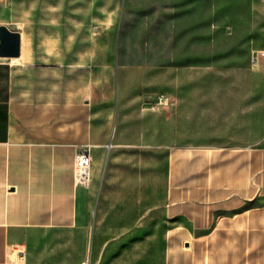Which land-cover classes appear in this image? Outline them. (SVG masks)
Wrapping results in <instances>:
<instances>
[{
    "label": "crops",
    "instance_id": "0c3cea01",
    "mask_svg": "<svg viewBox=\"0 0 264 264\" xmlns=\"http://www.w3.org/2000/svg\"><path fill=\"white\" fill-rule=\"evenodd\" d=\"M185 24L186 0H0V28L20 36L18 56L0 55V264L114 262L121 230L151 226L154 198L171 220L164 264H264V152L236 148L208 174L200 152L229 149L202 134L196 96L151 107L195 68ZM161 151L175 169L154 162Z\"/></svg>",
    "mask_w": 264,
    "mask_h": 264
},
{
    "label": "rangeland",
    "instance_id": "374dc122",
    "mask_svg": "<svg viewBox=\"0 0 264 264\" xmlns=\"http://www.w3.org/2000/svg\"><path fill=\"white\" fill-rule=\"evenodd\" d=\"M260 1L257 7L255 0H186L185 29L189 27L191 31L194 26L195 30L186 35L185 57L190 63L194 61L195 68L191 65L178 76L173 72L179 86L169 87L165 108L170 114L175 113L176 95L182 89L184 94L196 96L195 113L201 120L202 134L216 138L217 144L229 149L200 152L208 174L224 173L229 158L240 154L236 148L248 147L249 153L264 152V140H259L264 136V0ZM135 41L141 43L142 39ZM192 111L191 108L190 116ZM185 154L186 170L192 174L193 152ZM176 158L174 151L154 152L153 156L154 162H168L170 170L175 169ZM161 201L153 199V208L145 220L151 226L121 230L119 255L114 262L106 257L100 264H164L165 228L171 220L159 205ZM216 233L223 238V227ZM168 238L172 243L174 233H169ZM168 255L171 261L174 254Z\"/></svg>",
    "mask_w": 264,
    "mask_h": 264
},
{
    "label": "built area",
    "instance_id": "2783aa9c",
    "mask_svg": "<svg viewBox=\"0 0 264 264\" xmlns=\"http://www.w3.org/2000/svg\"><path fill=\"white\" fill-rule=\"evenodd\" d=\"M168 105V98L162 95L158 102L151 105L152 109H158L160 107H166ZM92 169V154L91 150L87 147H82L75 156L74 166V179L76 184L81 186H87L90 182V175ZM20 263L25 261V253L19 257Z\"/></svg>",
    "mask_w": 264,
    "mask_h": 264
},
{
    "label": "water",
    "instance_id": "95a60500",
    "mask_svg": "<svg viewBox=\"0 0 264 264\" xmlns=\"http://www.w3.org/2000/svg\"><path fill=\"white\" fill-rule=\"evenodd\" d=\"M0 55L16 57L20 52V36L17 32L9 30L3 26L0 28Z\"/></svg>",
    "mask_w": 264,
    "mask_h": 264
}]
</instances>
